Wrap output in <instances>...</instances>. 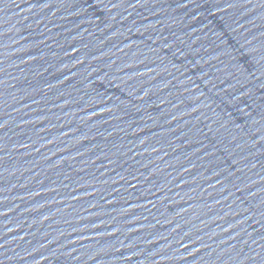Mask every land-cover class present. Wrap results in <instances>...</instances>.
<instances>
[{
    "label": "water",
    "instance_id": "obj_1",
    "mask_svg": "<svg viewBox=\"0 0 264 264\" xmlns=\"http://www.w3.org/2000/svg\"><path fill=\"white\" fill-rule=\"evenodd\" d=\"M0 264H264V0H0Z\"/></svg>",
    "mask_w": 264,
    "mask_h": 264
}]
</instances>
